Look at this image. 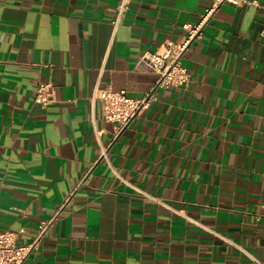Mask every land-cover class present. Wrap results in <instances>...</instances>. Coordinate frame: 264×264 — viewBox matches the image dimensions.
Here are the masks:
<instances>
[{
    "label": "crops",
    "instance_id": "obj_1",
    "mask_svg": "<svg viewBox=\"0 0 264 264\" xmlns=\"http://www.w3.org/2000/svg\"><path fill=\"white\" fill-rule=\"evenodd\" d=\"M118 1L0 0V231L55 218L23 264H264V0L218 7L191 85L121 131L96 89L143 98L142 56L215 0H132L115 25Z\"/></svg>",
    "mask_w": 264,
    "mask_h": 264
},
{
    "label": "built area",
    "instance_id": "obj_2",
    "mask_svg": "<svg viewBox=\"0 0 264 264\" xmlns=\"http://www.w3.org/2000/svg\"><path fill=\"white\" fill-rule=\"evenodd\" d=\"M132 0H119L116 8L114 24L118 25L128 13ZM247 0H215L201 20L197 23H185V35L179 42L166 41L155 51L146 52L140 59L138 66L143 71L153 72L158 78L152 90L143 98H132L125 90L111 88H97L92 100L99 101L102 106L103 118L107 122L115 123L118 131L126 128L130 122L142 111L148 109L159 89L171 87H189L192 76L182 63L184 55L190 45L200 38L204 25L208 22L215 10L223 4L242 5ZM264 11V1L259 3ZM264 36V26L261 30ZM34 102L47 107L53 102V83L41 82L36 88ZM54 219L43 221L38 236L30 243H20L19 233L15 231H0V264H23L31 252L38 248L40 241L53 224Z\"/></svg>",
    "mask_w": 264,
    "mask_h": 264
}]
</instances>
